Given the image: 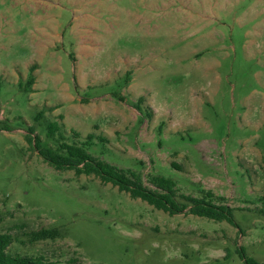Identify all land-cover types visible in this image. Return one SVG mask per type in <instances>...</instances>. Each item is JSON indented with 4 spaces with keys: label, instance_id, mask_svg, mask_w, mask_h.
I'll return each instance as SVG.
<instances>
[{
    "label": "rangeland",
    "instance_id": "rangeland-1",
    "mask_svg": "<svg viewBox=\"0 0 264 264\" xmlns=\"http://www.w3.org/2000/svg\"><path fill=\"white\" fill-rule=\"evenodd\" d=\"M91 134L93 157L224 198L238 228L56 171L36 149ZM0 234L9 254L58 264H244L240 250L264 264V0H0Z\"/></svg>",
    "mask_w": 264,
    "mask_h": 264
},
{
    "label": "trees",
    "instance_id": "trees-1",
    "mask_svg": "<svg viewBox=\"0 0 264 264\" xmlns=\"http://www.w3.org/2000/svg\"><path fill=\"white\" fill-rule=\"evenodd\" d=\"M36 66L31 68L27 86L33 87L36 83L34 71ZM41 112L38 120L43 118ZM60 131V126L56 122L48 125L47 137L55 140L56 134ZM34 131H30V135ZM96 136L91 134L87 140L80 143H68L64 138L56 140V146L44 147L40 142L36 143V149L40 157L56 171H74L77 176H96L105 185L112 184L120 192L130 195L132 199H140L159 211H164L172 216L182 214L189 209L192 215L207 218L217 222H228L238 228L233 218V208L227 204H216L215 201L223 202L224 198H217L213 193L208 192L205 197L196 198L192 196L179 195L177 183L164 176H152L149 183L152 188L146 186L142 177L135 171H125L112 164L93 157L89 153V148L94 145ZM32 141L31 138H29ZM102 142L107 141L101 138ZM154 187V188H153ZM181 198V199H180ZM29 240L34 242L56 240L62 234L61 230L41 229L33 231L29 235ZM13 244V237L10 234H0V264H58L44 256H13L9 254V248ZM239 257L244 264H262L253 258H248L243 250L239 251ZM67 264H78L77 259H70Z\"/></svg>",
    "mask_w": 264,
    "mask_h": 264
},
{
    "label": "crops",
    "instance_id": "crops-1",
    "mask_svg": "<svg viewBox=\"0 0 264 264\" xmlns=\"http://www.w3.org/2000/svg\"><path fill=\"white\" fill-rule=\"evenodd\" d=\"M35 84H36V83H35ZM35 84H34V85H35Z\"/></svg>",
    "mask_w": 264,
    "mask_h": 264
}]
</instances>
